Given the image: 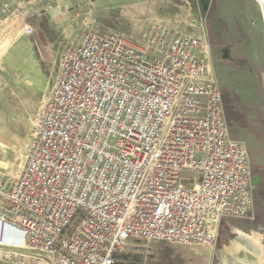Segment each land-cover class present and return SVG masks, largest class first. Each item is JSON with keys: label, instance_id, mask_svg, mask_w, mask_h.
Returning a JSON list of instances; mask_svg holds the SVG:
<instances>
[{"label": "built area", "instance_id": "2783aa9c", "mask_svg": "<svg viewBox=\"0 0 264 264\" xmlns=\"http://www.w3.org/2000/svg\"><path fill=\"white\" fill-rule=\"evenodd\" d=\"M38 1L0 0V31L20 20L33 35ZM191 27L80 23L22 169L0 180V257L117 264L133 241L201 255L224 219L254 218L249 148L232 136L205 22Z\"/></svg>", "mask_w": 264, "mask_h": 264}, {"label": "rangeland", "instance_id": "374dc122", "mask_svg": "<svg viewBox=\"0 0 264 264\" xmlns=\"http://www.w3.org/2000/svg\"><path fill=\"white\" fill-rule=\"evenodd\" d=\"M45 10H49L47 4ZM260 10L256 0H170L153 11L130 13L134 18L129 16L113 23L132 32L154 20H164L186 31L196 30L191 24L199 27V23L205 22L210 41L222 43L219 53L212 46V64L221 89L226 85L240 99L245 118L232 130V136L247 143L254 178H261L255 188L254 218L224 219L212 252L200 249V255L184 247L133 241L117 264H264V19ZM94 15L77 13L72 20L78 23ZM96 19L105 23L100 17ZM59 23L58 20L47 22L45 18L31 20L35 30L32 36L24 34L15 22L0 31V54L7 40L14 47L23 43L26 48V60L18 57L16 62H6V68L0 64V141L9 147L6 152L0 150V180L21 170L16 164L17 153L26 156L35 113L56 78L67 44L61 37ZM20 33L21 39L16 40ZM245 234L253 239H247ZM21 262L11 255L0 257V264ZM24 264L38 263L25 261Z\"/></svg>", "mask_w": 264, "mask_h": 264}, {"label": "crops", "instance_id": "0c3cea01", "mask_svg": "<svg viewBox=\"0 0 264 264\" xmlns=\"http://www.w3.org/2000/svg\"><path fill=\"white\" fill-rule=\"evenodd\" d=\"M49 1L50 0L38 1L36 3L35 10H37L41 15L40 17L29 19L28 22L30 24L31 20H38L44 18L45 20H47V22L58 20L60 21L59 26L60 32L62 33L61 37H63L65 41H68L75 36L80 23L86 18L98 21L96 17H100L105 21L104 24L102 23L104 26L116 27L113 25V23L127 20L129 16L133 17L130 13L153 11L157 8V5L165 4L170 0H60L58 3H60L61 5L54 2L51 3ZM47 3L51 4L52 7L46 11L45 5ZM88 12H93L96 15H94L95 18L93 16L85 17L84 19L78 21V23L75 22V20H72L76 17L77 13L85 14ZM138 15L139 14H137V17ZM146 21H143L142 23H145ZM14 25H16V27L18 28L25 27L20 20L16 21ZM16 37V40H20L21 33ZM1 50L2 52L0 54V64H2L3 66L6 65V62H16L15 59L18 57H21L26 60V56H24V53H26V48L23 46V43H18L14 47L11 41L7 40L3 42ZM8 149L9 147L6 146L5 143L0 141V150L6 152ZM17 154L18 159L16 160V164L19 165L22 169L25 160V155H23L20 151ZM10 168H12V166ZM0 251L1 253H3V251L6 252L8 251V249L2 248L0 249ZM29 262L33 263L32 261Z\"/></svg>", "mask_w": 264, "mask_h": 264}, {"label": "trees", "instance_id": "16d2710c", "mask_svg": "<svg viewBox=\"0 0 264 264\" xmlns=\"http://www.w3.org/2000/svg\"><path fill=\"white\" fill-rule=\"evenodd\" d=\"M211 44L214 47V50L218 49V53H219V49L222 48L221 47L222 43L217 41L216 43L211 42ZM222 93H223V98H224V106H225L228 124L232 132V130H234L236 126L238 125L239 121L245 118L242 115L241 110H240V107H241L240 99L235 98L231 94V92L229 91L226 85L223 86ZM262 187H264V180L262 183ZM255 199H256V190H255Z\"/></svg>", "mask_w": 264, "mask_h": 264}, {"label": "bare ground", "instance_id": "6f19581e", "mask_svg": "<svg viewBox=\"0 0 264 264\" xmlns=\"http://www.w3.org/2000/svg\"><path fill=\"white\" fill-rule=\"evenodd\" d=\"M256 2L259 4V6H260V11L262 12V16H263V19H264V0H256ZM237 235V234H236ZM247 239H253L252 238V236H249V235H244ZM260 239V238H259ZM239 240V239H238ZM251 247V246H250ZM239 251H241L242 249L240 248V246H239ZM209 250H210V252H212V249L211 248H209ZM4 252V251H3ZM257 252V251H256ZM0 253H1V251H0ZM263 259V258H262Z\"/></svg>", "mask_w": 264, "mask_h": 264}, {"label": "water", "instance_id": "95a60500", "mask_svg": "<svg viewBox=\"0 0 264 264\" xmlns=\"http://www.w3.org/2000/svg\"><path fill=\"white\" fill-rule=\"evenodd\" d=\"M260 180H261V178H258V179H255V186H257V185H259L260 184Z\"/></svg>", "mask_w": 264, "mask_h": 264}]
</instances>
